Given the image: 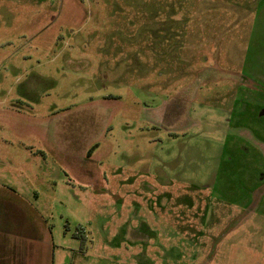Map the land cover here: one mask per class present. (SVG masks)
<instances>
[{"label":"rangeland","instance_id":"obj_1","mask_svg":"<svg viewBox=\"0 0 264 264\" xmlns=\"http://www.w3.org/2000/svg\"><path fill=\"white\" fill-rule=\"evenodd\" d=\"M0 264H264V0H0Z\"/></svg>","mask_w":264,"mask_h":264}]
</instances>
